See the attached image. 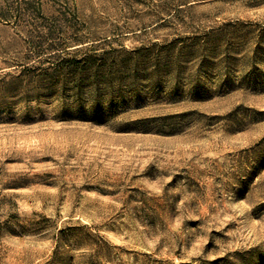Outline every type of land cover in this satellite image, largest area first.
Returning <instances> with one entry per match:
<instances>
[{"label": "rangeland", "instance_id": "obj_1", "mask_svg": "<svg viewBox=\"0 0 264 264\" xmlns=\"http://www.w3.org/2000/svg\"><path fill=\"white\" fill-rule=\"evenodd\" d=\"M0 264H264V0H0Z\"/></svg>", "mask_w": 264, "mask_h": 264}]
</instances>
